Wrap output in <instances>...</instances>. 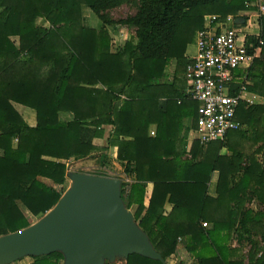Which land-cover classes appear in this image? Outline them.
I'll return each instance as SVG.
<instances>
[{
    "label": "trees",
    "instance_id": "1",
    "mask_svg": "<svg viewBox=\"0 0 264 264\" xmlns=\"http://www.w3.org/2000/svg\"><path fill=\"white\" fill-rule=\"evenodd\" d=\"M256 2L0 0V236L30 226L26 212L40 218L50 211L63 195L68 162L101 150L103 165L112 159L131 177L121 184V199L129 211L136 206L134 221L165 262L181 247L194 264H264V158H257L264 104L241 102L238 130L186 147L198 107L186 94L188 46L205 17H239L258 11ZM123 5L135 13L109 17ZM82 6L99 28L87 24ZM258 22L259 35L245 39L257 55L237 72L231 94L244 87L264 95L263 15ZM117 27L133 35L114 49L108 28ZM14 103L35 111L34 127ZM145 184L152 185L146 205ZM253 201L259 209L248 207ZM230 239L249 244L246 256L228 246ZM30 258L29 264L63 261L60 253ZM123 264L162 263L131 255Z\"/></svg>",
    "mask_w": 264,
    "mask_h": 264
},
{
    "label": "water",
    "instance_id": "2",
    "mask_svg": "<svg viewBox=\"0 0 264 264\" xmlns=\"http://www.w3.org/2000/svg\"><path fill=\"white\" fill-rule=\"evenodd\" d=\"M69 189L30 226L0 236V264L60 253L63 264H111L138 255L166 264L121 199L118 179L68 173Z\"/></svg>",
    "mask_w": 264,
    "mask_h": 264
},
{
    "label": "built area",
    "instance_id": "3",
    "mask_svg": "<svg viewBox=\"0 0 264 264\" xmlns=\"http://www.w3.org/2000/svg\"><path fill=\"white\" fill-rule=\"evenodd\" d=\"M258 7L263 13L264 5ZM216 18L207 17L205 26L196 33V52L184 75L186 94L198 103L190 139L200 145L222 141L240 128L236 112L241 102L247 101V91L241 87L237 94H231L230 90L238 79L237 72L249 68L256 56L247 50L251 45L247 47L245 39L250 34L243 32L240 19L231 15L221 21Z\"/></svg>",
    "mask_w": 264,
    "mask_h": 264
},
{
    "label": "rangeland",
    "instance_id": "4",
    "mask_svg": "<svg viewBox=\"0 0 264 264\" xmlns=\"http://www.w3.org/2000/svg\"><path fill=\"white\" fill-rule=\"evenodd\" d=\"M81 9H82L84 16L86 17V21H87V24L89 26L94 27V28H98L101 25V23L99 22L97 17L95 15H93L87 7L82 6ZM134 13H135L134 7L123 5L119 8H116V9H113L112 11H110L109 17L112 18L113 20H119V19H123L127 16H131ZM38 23L40 24L41 21L38 20ZM124 29L126 31H123V34H122L121 30H124ZM108 31L110 32V35H111L113 47L121 46L125 41L124 37H126L125 36L126 34H127V38H129L130 36L133 35V31L129 30L125 27H117L116 29L115 28L114 29L108 28ZM243 32H245V31H243ZM194 51H195V47H194V43H192L191 45L188 46V49H187L188 55L187 56L189 57V54H192ZM15 107H16V109H18V110L21 109V111H22L23 106L16 104ZM63 115H67L66 118H69V116H70V114H67V113H63ZM62 117H64V116H62ZM94 142H95V145L97 147H102L103 144H105L104 140H96ZM103 153H104V151H101V150L98 151L97 150V151L93 152L86 159L69 161L67 164V173L68 172L69 173H82V174H90V175L101 174L99 176L103 175L104 177H107V178L122 180L121 178H123V176H122L123 174H122L121 165L116 163L112 159L105 160L104 165H103L102 164ZM262 158H264V157H262ZM70 185H71V182L69 181V179L66 178L64 185L58 189L61 190L62 193L64 194L69 189ZM209 193H212L211 189H210ZM248 207L252 208L253 210H257L260 208V206L255 201H253L252 203H249ZM40 218L30 217L29 222L33 224L37 220H39ZM208 227H209V225H207L205 228H208ZM234 241L235 240L230 239L228 242V246L231 247V246L235 245ZM235 249H238V247H236ZM239 249H241L240 250L241 255L246 256V253L249 249V244L246 242H243ZM173 259L175 262L174 261L168 262V264H175V263H178V264H194V260L192 259V257L189 254H187L183 250V248H181V247L178 248V251L174 255ZM244 260L245 261L243 264H247L246 259H244ZM31 261H32V259L30 257H27V258H23V259L15 262V263H12V264H29V263H31ZM123 263H124L123 260L118 259V260L114 261V263H111V264H123ZM60 264H63V261Z\"/></svg>",
    "mask_w": 264,
    "mask_h": 264
},
{
    "label": "crops",
    "instance_id": "5",
    "mask_svg": "<svg viewBox=\"0 0 264 264\" xmlns=\"http://www.w3.org/2000/svg\"><path fill=\"white\" fill-rule=\"evenodd\" d=\"M256 5L258 6V5H264V0H257V2H256ZM83 7H85V6H83ZM260 15H263L264 16V12L263 13H260L259 12V7H258V11L256 10V11H251V12H245V13H243L242 15H240L239 17H234L236 20L237 19H240V25H241V27H243V31H247L251 36H255V37H257L258 35H259V33H260V27H259V22H258V18H259V16ZM244 18V19H243ZM206 22H207V17H205V19H204V25L203 26H205V24H206ZM235 24H236V21H235ZM101 26V25H100ZM99 26V27H100ZM98 27V28H99ZM123 31H126L125 29L124 30H121V33L123 34ZM126 37H124V40L126 41L128 38H127V34L125 35ZM127 38V39H126ZM124 41V42H125ZM118 46H116V47H113L114 49L115 48H117ZM194 47H195V42H194ZM195 52H196V48H195V51L192 53V54H189V60H190V58L191 57H193L194 55H195ZM257 53H258V51H257ZM186 54L188 55V52H186ZM257 55V54H256ZM261 59H263V57L261 56ZM245 70H239L238 71V73L239 72H244ZM247 91V94H246V99H247V101H244L243 103H247L248 105H251V104H257V103H259V104H264V95H260L259 93H253V92H250V91H248V90H246ZM249 102H251V103H249ZM19 105V104H18ZM16 104L14 103L13 104V107L15 108V110L18 112V114L22 117V119L24 120V122L28 125V126H30V127H34L35 125H36V114H35V111L34 110H32V109H30V108H28V107H24L23 106V108H22V111H21V109H16ZM20 106H22V105H20ZM68 114V113H67ZM62 116H64V117H62ZM59 117H60V119L61 120H69L70 118H71V115L69 116V118H66L67 117V115H63V113H60V115H59ZM64 118V119H63ZM262 122H261V127H263L264 128V116L262 117V120H261ZM236 131V130H235ZM191 136H190V132H189V137H188V139H187V145H186V147H187V150H189V148H190V146H191V143L193 142L191 139ZM261 143H258V145H260ZM222 153L224 154H227V155H230V153L226 150H222ZM263 155H264V151L262 150L261 151V153L259 154V155H257V158L259 159V160H262V157H263ZM242 166H243V164H241ZM69 173V172H68ZM67 173V174H68ZM67 174H66V178H67ZM123 174V173H122ZM123 176V178H121L122 180H120L121 182H126V183H132V179H131V177H127V176H125L124 174L122 175ZM68 179V178H67ZM216 180H217V175L216 174H213V176L211 177V179H210V181H209V183H208V193H209V191H210V189H211V191H212V193H209V195L210 196H212V197H214L215 196V186H216ZM43 182L44 183H46L47 185H49V186H53L52 185V183L50 182V181H48V180H43ZM53 187H55V186H53ZM145 188H146V198H145V202H144V204L146 205L147 204V202H148V199H149V197H150V194H151V189H152V185L151 184H145ZM170 205L169 204H166L165 205V209L168 211V210H170ZM136 209V206H132L131 207V210H130V212L132 213V212H134V210ZM27 213V215H28V217L30 216V217H32L28 212H26ZM29 217V218H30ZM234 243H235V245H233V246H231V248H236V247H238V248H240L237 244H236V242L234 241ZM237 245V246H236ZM178 251V250H177ZM173 257H174V255L173 256H171L170 258H168L167 260H166V262L165 263H167L168 264V262H172V261H174V259H173ZM175 262V261H174ZM15 263V262H14ZM176 264V263H175Z\"/></svg>",
    "mask_w": 264,
    "mask_h": 264
}]
</instances>
